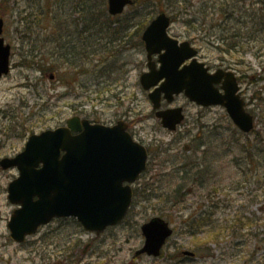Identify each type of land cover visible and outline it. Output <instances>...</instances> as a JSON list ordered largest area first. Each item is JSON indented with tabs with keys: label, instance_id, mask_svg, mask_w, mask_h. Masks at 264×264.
<instances>
[{
	"label": "rangeland",
	"instance_id": "rangeland-1",
	"mask_svg": "<svg viewBox=\"0 0 264 264\" xmlns=\"http://www.w3.org/2000/svg\"><path fill=\"white\" fill-rule=\"evenodd\" d=\"M134 1L112 18L108 0H0L12 67L0 79V162L70 118L110 122L128 111L149 153L119 226L97 235L61 218L22 244L8 230L17 209L8 187L19 171L0 166V264H264V0H229L257 15L225 18L205 7L207 0ZM161 12L173 19L170 35L190 41L200 62L237 73L256 118L251 134L241 133L224 108H200L185 96L176 105L186 107V120L176 132L163 129L140 85L147 67L142 36ZM68 38L77 48L83 40L84 60L57 54ZM157 217L173 237L161 257L136 256L145 243L142 226Z\"/></svg>",
	"mask_w": 264,
	"mask_h": 264
},
{
	"label": "water",
	"instance_id": "water-1",
	"mask_svg": "<svg viewBox=\"0 0 264 264\" xmlns=\"http://www.w3.org/2000/svg\"><path fill=\"white\" fill-rule=\"evenodd\" d=\"M133 0H109L111 15L122 14ZM171 18L160 14L143 35L149 59L160 54L158 70L149 64L150 72L141 77L145 90L157 87L150 99L162 126L176 131L185 120L181 108H161L162 94L172 103L182 92L191 102L203 107H224L231 120L244 133L254 129V116L248 113L239 94L240 87L232 72L219 70L214 74L197 60L198 51L185 41L168 34ZM4 21L0 18V79L10 73L11 47L1 37ZM191 65L180 69L183 63ZM225 77L222 89L216 87ZM79 118L67 122V127L45 131L29 138L22 153L0 162L4 169L17 168L19 177L8 187V200L19 206L8 223L11 239L24 243L41 226L57 218H76L87 232L100 234L108 227L120 224L134 199V185L147 169V149L135 142L121 125L114 128L91 126ZM174 231L161 218L142 226L144 247L137 255L159 257ZM186 256H195L184 252Z\"/></svg>",
	"mask_w": 264,
	"mask_h": 264
},
{
	"label": "flooded vegetation",
	"instance_id": "flooded-vegetation-1",
	"mask_svg": "<svg viewBox=\"0 0 264 264\" xmlns=\"http://www.w3.org/2000/svg\"><path fill=\"white\" fill-rule=\"evenodd\" d=\"M86 30V29H85ZM79 35H80V39L82 38V29H79ZM57 30L56 29H54V33H53V36H56L57 34ZM63 34H65V33H63ZM59 37V34L56 36V38H58ZM114 37V36H113ZM55 38V39H56ZM69 39V38H68ZM114 39L112 38V40H110V41H113ZM142 41H143V38H142ZM72 42H73V40H68L65 44H60L59 46H58V53L57 54H59L60 52H64V58L65 59H68V61H71L72 59H77V58H80V60H84L85 59V57H86V49L84 48V46H83V40H81L80 42H81V47H76V46H73L72 45ZM74 43V42H73ZM143 43H144V41H143ZM144 45H145V43H144ZM87 47V46H86ZM78 49H80V50H78ZM57 54H56V56L55 57H57ZM113 54V53H112ZM198 60H199V58H198ZM192 61L193 60H189V61H186L185 63H183L182 64V66L180 67V69H183L185 66H189V65H191V63H192ZM200 61V60H199ZM150 63H152V65H153V68L155 69V70H158L159 68H160V63H159V55H154L151 59H149V56H148V54H147V63H146V71L145 72H143L142 73V75L143 74H145V73H148V72H150V67H149V64ZM206 66H207V68L209 69V72L211 73V74H214V73H216L217 71H219L220 69H223V70H225V71H232V70H230V69H226V68H223L222 66H220V67H217V68H215V69H213L212 67H210L209 65H207L206 64ZM55 67V66H54ZM56 68H53V73H52V75H51V77H50V80H52V81H54V82H56V80H57V70H55ZM86 71V69L84 68V67H81L80 68V74L82 75V72H85ZM232 73L235 75V78H237V81H238V83L240 84V78H239V76L237 75V73L235 72V71H232ZM141 75V76H142ZM224 81H225V77L223 76L222 77V81H221V83H219L218 85H216V87L220 90V92H222L223 91V89H222V86H223V83H224ZM241 94V93H240ZM148 95V99H149V94H147ZM182 96H185L188 100H189V98L186 96V94L184 93V92H182L181 94H179V95H176L175 96V98H174V101L172 102V103H168L166 100H164V99H162V105H161V109L162 110H168V109H178V108H181L182 110H183V114L185 115V120H186V107L185 106H183V105H176V101L178 100V98H180V97H182ZM150 100V99H149ZM190 101V100H189ZM191 102V101H190ZM193 103V102H192ZM195 104V103H194ZM197 105V104H196ZM197 106H199V105H197ZM200 108H206V107H202V106H199ZM155 116H156V113H155ZM77 117H79L80 119H81V122H79L80 123V125H81V128H82V131L81 132H83L84 131V126L82 125V123L84 122V121H88L91 125H102V126H106V127H110V128H113V127H115V126H117L119 123H121V125H122V127H124V129L127 131V132H129L130 133V135L137 141V142H139L137 139H140V136H141V133L140 132H138V130H136L135 129V120H134V118H132V116H131V112L130 111H128V113L127 114H125V115H123L122 117H120V118H117L116 120H114V121H102V120H93V119H91V118H85V117H81V116H77ZM184 120V121H185ZM184 123V122H183ZM182 125V124H181ZM63 126V125H62ZM142 138V137H141ZM140 141H141V139H140ZM188 147H190V146H188ZM132 208V207H131ZM196 255V254H195ZM197 256V255H196Z\"/></svg>",
	"mask_w": 264,
	"mask_h": 264
},
{
	"label": "trees",
	"instance_id": "trees-1",
	"mask_svg": "<svg viewBox=\"0 0 264 264\" xmlns=\"http://www.w3.org/2000/svg\"><path fill=\"white\" fill-rule=\"evenodd\" d=\"M164 0H158L156 2H160L163 3ZM166 1V0H165ZM212 2V3H211ZM244 4H246V0H243ZM208 4H205V7L208 8H212L214 9V11L221 15V17L225 18L227 17V15H232V16H239L240 14H244V13H248L252 16L257 15L256 11L257 8L253 7V9L251 10L250 8H247L246 10L240 9L242 7H246L244 6H240V4L237 2L232 3V6H230L231 3H229V0H207ZM211 3V6L209 5ZM264 4V2L262 3V5ZM90 8V7H89ZM237 8V9H236Z\"/></svg>",
	"mask_w": 264,
	"mask_h": 264
}]
</instances>
